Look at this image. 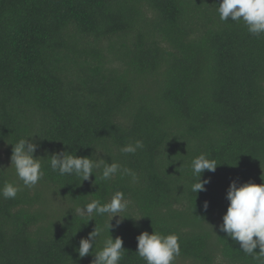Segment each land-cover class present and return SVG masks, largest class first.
Instances as JSON below:
<instances>
[{
	"label": "trees",
	"instance_id": "trees-1",
	"mask_svg": "<svg viewBox=\"0 0 264 264\" xmlns=\"http://www.w3.org/2000/svg\"><path fill=\"white\" fill-rule=\"evenodd\" d=\"M220 2L0 0V188H22L0 195V264H92L110 236L123 240L119 264H145L136 253L145 230L179 236L173 264H264L259 246L248 255L219 230L230 181L264 176V35L221 21ZM28 137L44 173L31 189L10 161ZM137 139L142 149L121 152ZM98 149L135 178L105 181L97 168L82 182L50 167L53 153L96 160ZM200 154L218 165L196 194ZM116 191L127 217L110 232L107 215L77 212ZM95 226L102 236L80 258Z\"/></svg>",
	"mask_w": 264,
	"mask_h": 264
},
{
	"label": "clouds",
	"instance_id": "clouds-1",
	"mask_svg": "<svg viewBox=\"0 0 264 264\" xmlns=\"http://www.w3.org/2000/svg\"><path fill=\"white\" fill-rule=\"evenodd\" d=\"M219 19L235 22H243L247 30L253 36L259 38L264 35V0H221L217 9ZM34 136V135H33ZM31 136V137H33ZM19 139L12 148L11 166L14 167L16 176L23 183V187L33 188L42 179L44 173L38 157L34 156L38 144L30 138ZM144 147L142 140L129 142L121 148L122 153H135ZM98 158L93 160L89 156L72 155L67 151L53 153L50 159V167L59 175H75L80 180L87 181L95 175L97 168H102L101 178L110 180L118 172L125 175L134 174L131 170L124 168L117 162L106 163L100 157V150H97ZM217 162L210 159L206 154H200L191 162L193 176L196 182L192 184L191 191L198 193L206 191V185L211 182L210 177H203L205 171L215 172ZM96 179V176H95ZM262 182L247 181L238 183L230 181L226 191V199L229 201L227 210L223 214L219 230L224 232L233 241L237 242L240 248L248 255L257 253L255 249L259 246V254L264 256V176ZM94 182V181H93ZM63 187V186H62ZM21 186L6 182L0 188V195L5 199H14L21 191ZM128 207V200L122 191H116L110 201L101 204L93 199L83 208L77 209L79 214L107 215L106 229L110 232L113 225L110 223L114 217L118 226L122 217L120 213ZM208 202H204L207 209ZM90 220V219H89ZM88 220V221H89ZM103 229L96 227L88 233L86 238H81L79 247L76 249L80 258L93 253V246L97 239L102 236ZM138 256L145 261V264H173L175 257L180 254L179 236L176 233L163 234L157 231L149 233L147 230L141 232L137 237ZM123 240L120 236L113 239L112 236L104 240L103 248L94 254L92 264H119L124 255Z\"/></svg>",
	"mask_w": 264,
	"mask_h": 264
},
{
	"label": "rangeland",
	"instance_id": "rangeland-1",
	"mask_svg": "<svg viewBox=\"0 0 264 264\" xmlns=\"http://www.w3.org/2000/svg\"><path fill=\"white\" fill-rule=\"evenodd\" d=\"M186 263H187L186 261L177 260L175 264H186Z\"/></svg>",
	"mask_w": 264,
	"mask_h": 264
}]
</instances>
